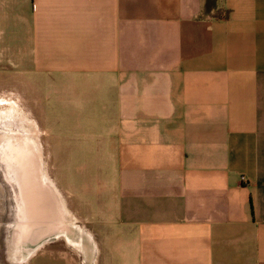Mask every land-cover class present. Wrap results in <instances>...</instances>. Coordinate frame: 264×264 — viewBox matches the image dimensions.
<instances>
[{"label": "crops", "instance_id": "1", "mask_svg": "<svg viewBox=\"0 0 264 264\" xmlns=\"http://www.w3.org/2000/svg\"><path fill=\"white\" fill-rule=\"evenodd\" d=\"M5 84L97 167L91 234L28 213L0 264H264V0H0Z\"/></svg>", "mask_w": 264, "mask_h": 264}, {"label": "rangeland", "instance_id": "2", "mask_svg": "<svg viewBox=\"0 0 264 264\" xmlns=\"http://www.w3.org/2000/svg\"><path fill=\"white\" fill-rule=\"evenodd\" d=\"M11 86L12 84H5L2 98L15 104L16 112L21 119V129L26 133L30 132L33 136L35 146L32 164L34 171L40 173L36 178L38 184H36L34 178L31 179L36 184L33 201L25 202L26 196H24L20 204L23 207L20 206L22 208L20 213L23 217H27L26 214L28 213H30V216H35L37 226L40 225L38 229H42L41 220L45 222V218L49 222L48 224H51L52 240L56 241L54 247L72 249L71 246H75V243L82 237V231L90 234L93 231L90 226H82L80 223L82 218L79 215L80 212L76 211V207L82 202V189L84 187L86 190V195L83 191L85 202L92 198L91 187L93 183L95 184V180L83 178V175L91 172L97 167V164L76 162L77 152L74 140L71 141L72 146L69 151L71 157H67V162H61L60 159L64 154L61 144L67 139L62 138V141L60 140V135L63 133L65 135L66 131L60 130L59 127L61 122L59 109L49 107L50 100L45 98L44 90L37 88L35 94L33 92L28 93L27 87L21 84L18 93ZM17 95H20V97H17ZM1 107L3 108L2 112L8 111V105L5 104ZM53 124L58 128L49 130L48 128ZM70 132L74 138V131ZM68 141L70 142L69 139ZM83 167H86L85 171H83ZM43 173L49 179V186H46L45 190H42L39 185ZM24 180L27 181L26 178ZM25 188L28 187L24 186V192ZM5 197L6 192L0 193V255L3 253L4 257H7L8 254H10L9 256L17 254V250H22L23 247L14 244L15 239H19L17 232L20 231L18 223L13 221V210L17 209L16 205L12 210L11 207L7 206ZM63 208H66L67 212H64ZM27 209H30V211ZM47 239L50 240L51 238ZM3 242L7 247L4 246ZM37 247L39 248L38 245ZM21 254L20 251V256Z\"/></svg>", "mask_w": 264, "mask_h": 264}, {"label": "bare ground", "instance_id": "3", "mask_svg": "<svg viewBox=\"0 0 264 264\" xmlns=\"http://www.w3.org/2000/svg\"><path fill=\"white\" fill-rule=\"evenodd\" d=\"M5 104L8 105V111L2 112L3 108L1 106ZM20 121L21 119L16 112L15 104L9 100L0 98V193L6 192L5 202L8 207H11L13 210V207L16 205L17 209L13 210V221L14 223L15 221L18 223L19 229L22 232L23 225L26 223V217H23L20 213V210L23 208L20 204L24 196H26L25 202L33 201L32 198L36 193L34 188L38 184L36 178L40 173L34 171L32 164L35 146L34 138L30 132L26 133L21 129ZM33 178L36 184L32 181ZM40 180L41 183L39 185L42 187V190H45L46 186H49V179L43 173ZM24 186L28 187L25 188V192ZM63 211L67 212V209L63 208ZM41 221L43 225L44 222L43 220Z\"/></svg>", "mask_w": 264, "mask_h": 264}]
</instances>
